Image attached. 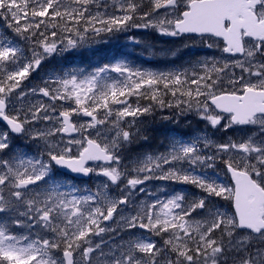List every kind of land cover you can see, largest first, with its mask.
Listing matches in <instances>:
<instances>
[{
    "label": "snow or ice",
    "instance_id": "snow-or-ice-1",
    "mask_svg": "<svg viewBox=\"0 0 264 264\" xmlns=\"http://www.w3.org/2000/svg\"><path fill=\"white\" fill-rule=\"evenodd\" d=\"M0 25L13 34H0V264H264V0H0ZM132 28L222 56L24 84L50 57ZM37 92L47 100L26 99ZM154 105L194 112L222 138L173 137L164 152L125 160ZM14 135L36 151H16ZM69 172L102 179L81 189ZM149 180L201 195L173 190L126 215Z\"/></svg>",
    "mask_w": 264,
    "mask_h": 264
},
{
    "label": "rangeland",
    "instance_id": "rangeland-1",
    "mask_svg": "<svg viewBox=\"0 0 264 264\" xmlns=\"http://www.w3.org/2000/svg\"><path fill=\"white\" fill-rule=\"evenodd\" d=\"M151 29V28H149ZM141 31L143 30V28L140 29ZM152 31L156 32V34H160L159 32L155 31L152 29ZM163 36V35H162ZM167 39L168 42L173 43L174 45V52L175 55H171L170 58L171 59H177L178 61L176 62V64H170V66H168L166 69L161 70L159 72H170V71H183L184 69L188 68L190 69L192 67L193 64H195L197 61H204L205 59L211 61L213 59V57L219 59L222 56V53L216 49H208L202 45H200L198 42L197 43H193L191 41H187L183 38H173V37H168V36H163ZM106 38H100V39H95V37H93L91 40H89V42L87 44H85L84 46L86 48H90V46H94L96 44V41H106ZM124 40V39H123ZM122 40V41H123ZM121 44L123 45V48L121 50V52L125 55L127 53V49L125 48V43L121 42ZM185 44H187L188 46L185 47ZM74 49L65 51L60 53L59 55H54L52 57H50L49 59L45 60L40 68L34 72L32 74V76L29 78L28 81H25L24 84L28 86V88H32V87H43V81L50 75H57V74H61L64 72H69V71H73V70H77V66L76 65H71L67 68V64H62V71H57V69H53V68H49L46 65L49 63V60H54V59H60V58H64V53H68L73 51ZM172 53V54H173ZM116 62H126L128 64V66L134 68V69H138V67L133 66L131 64H129L127 62V56L125 55V57H117L114 58V60L112 61L111 64H114ZM110 64V65H111ZM99 67H96L94 69H91L89 71H84L86 73H90L93 72L94 70L98 69ZM147 69L149 68H144L141 71H148ZM197 71H200L199 68H197ZM110 76H115V74L113 73H109ZM193 88H195V85H192ZM26 99L31 100L32 103H37L38 101H46L47 98L42 97V95L40 93H36L35 95H30L29 97H27ZM116 107V106H115ZM189 113V112H188ZM192 112H190V115H192L191 119H192V124L190 126H188L187 128H185V140H190L191 138L197 136V135H202L204 133H207L209 135L210 138L219 141L222 138V134L221 133H215L213 134L212 130L207 126L205 121L200 120L195 113L193 112V114H191ZM187 114V112L185 113ZM189 114L184 115L183 117H187ZM172 121L177 122L178 120L175 118H172ZM18 144V145H22V146H30L27 150L28 154H32L36 151L35 146H34V142H29L27 141L24 137H20L19 140L17 141H13L12 144ZM169 146V145H168ZM16 151H21L18 148H14ZM141 156V155H140ZM135 158V157H134ZM222 180V177H219ZM69 183V182H68ZM71 184V183H70ZM192 186L190 185H182L181 189H186L188 191L189 188H191ZM193 190H195L194 187H192ZM167 194H169V191H166ZM117 195H119V193H117ZM199 195H201V193H199ZM164 199V198H162ZM142 201H148L147 199H141ZM140 200V201H141ZM155 199H151L150 201H154ZM218 201H223V200H218ZM124 207V206H122ZM225 208V207H224ZM226 209V208H225ZM130 212V210H126L125 214L127 215ZM108 234L105 235V238H107ZM97 239H99V237H97Z\"/></svg>",
    "mask_w": 264,
    "mask_h": 264
},
{
    "label": "trees",
    "instance_id": "trees-1",
    "mask_svg": "<svg viewBox=\"0 0 264 264\" xmlns=\"http://www.w3.org/2000/svg\"><path fill=\"white\" fill-rule=\"evenodd\" d=\"M4 32H7L8 33V35L9 36H12L11 35V32H10V30H7V29H5V28H3V29H1L0 30V34H3ZM146 42H156V40H154L152 37L151 38H145L144 39ZM157 42H159V43H163V41H160V40H158ZM152 44V43H151ZM158 44V43H157ZM158 46H159V44H158ZM170 44H168L167 42H165L163 45H161V49H164V52H165V57L168 55V53H169V48H170ZM174 50V47L172 48V51ZM151 51H152V49H151ZM141 63H143V62H141ZM101 64H103V63H101ZM103 66V65H102ZM136 97H132V99H130V102H134V101H136ZM164 100L165 101H167V96L166 97H164ZM139 103L141 104V105H149V104H151L152 103V101H150V100H148V99H143V98H141L140 100H139ZM151 122L150 121H144V123L143 124H141L140 125V130H141V135H147L146 134V128H147V126L150 124ZM147 137V136H146ZM126 149V148H125Z\"/></svg>",
    "mask_w": 264,
    "mask_h": 264
},
{
    "label": "water",
    "instance_id": "water-1",
    "mask_svg": "<svg viewBox=\"0 0 264 264\" xmlns=\"http://www.w3.org/2000/svg\"><path fill=\"white\" fill-rule=\"evenodd\" d=\"M0 123H2V122H0ZM3 124V123H2ZM4 125V124H3ZM5 126V125H4ZM15 136H17V135H15ZM89 163H93V162H89ZM97 163V162H96ZM62 171H65V170H62ZM68 174H70V175H73L74 177H77V178H82V179H86V178H88V177H84V176H81V175H77V174H72V173H68ZM110 222V221H109ZM109 222H107V223H109Z\"/></svg>",
    "mask_w": 264,
    "mask_h": 264
},
{
    "label": "flooded vegetation",
    "instance_id": "flooded-vegetation-1",
    "mask_svg": "<svg viewBox=\"0 0 264 264\" xmlns=\"http://www.w3.org/2000/svg\"><path fill=\"white\" fill-rule=\"evenodd\" d=\"M148 182H152V183H157L158 182V183H161V182H164V181H160V180H150V181H147V183Z\"/></svg>",
    "mask_w": 264,
    "mask_h": 264
},
{
    "label": "bare ground",
    "instance_id": "bare-ground-1",
    "mask_svg": "<svg viewBox=\"0 0 264 264\" xmlns=\"http://www.w3.org/2000/svg\"><path fill=\"white\" fill-rule=\"evenodd\" d=\"M152 45H153V43H152Z\"/></svg>",
    "mask_w": 264,
    "mask_h": 264
}]
</instances>
